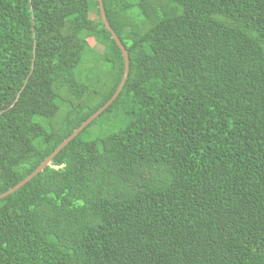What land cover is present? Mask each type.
<instances>
[{
  "label": "trees",
  "instance_id": "1",
  "mask_svg": "<svg viewBox=\"0 0 264 264\" xmlns=\"http://www.w3.org/2000/svg\"><path fill=\"white\" fill-rule=\"evenodd\" d=\"M102 6L126 82L0 199V264H264V0ZM89 39L103 69L84 83ZM123 69L97 0H0V195Z\"/></svg>",
  "mask_w": 264,
  "mask_h": 264
},
{
  "label": "water",
  "instance_id": "2",
  "mask_svg": "<svg viewBox=\"0 0 264 264\" xmlns=\"http://www.w3.org/2000/svg\"><path fill=\"white\" fill-rule=\"evenodd\" d=\"M97 2H98V8H99L100 18L102 20V23L106 31L111 35V38L115 42L123 58L124 69H123V75H122L120 84L117 87L111 99L103 107H101L98 111H96L93 115H91L86 121H84L77 129H75L73 133L69 137H67L29 176H27L24 180H22L20 183L15 185L9 191L1 194L0 199H3L4 197L14 193L15 191L23 187L25 184L30 182L38 174L43 172L46 167L50 166V164L52 163V160L56 157V155L59 154L60 151L63 150L74 138H76L89 124H91L95 119H97L115 101V99L118 97L119 93L124 87V84L128 76V68H129L128 54L125 48L123 47L121 41L118 39L114 31L110 28L106 20L103 6H102V0H97Z\"/></svg>",
  "mask_w": 264,
  "mask_h": 264
},
{
  "label": "rangeland",
  "instance_id": "3",
  "mask_svg": "<svg viewBox=\"0 0 264 264\" xmlns=\"http://www.w3.org/2000/svg\"><path fill=\"white\" fill-rule=\"evenodd\" d=\"M92 19H95V16H91ZM89 48L86 50L82 63L77 69V75H80L82 82L88 83V81L92 78L95 74H100L102 71V67L99 65L100 55L99 53L103 52V47L99 44H96L93 39L88 40ZM95 51L92 50V48ZM115 129L109 130L107 126L100 124L97 122L96 125L93 126L92 133H100V132H114Z\"/></svg>",
  "mask_w": 264,
  "mask_h": 264
}]
</instances>
